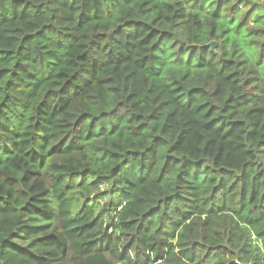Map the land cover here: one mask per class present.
I'll use <instances>...</instances> for the list:
<instances>
[{
	"label": "trees",
	"instance_id": "1",
	"mask_svg": "<svg viewBox=\"0 0 264 264\" xmlns=\"http://www.w3.org/2000/svg\"><path fill=\"white\" fill-rule=\"evenodd\" d=\"M0 264H264V0H0Z\"/></svg>",
	"mask_w": 264,
	"mask_h": 264
},
{
	"label": "water",
	"instance_id": "2",
	"mask_svg": "<svg viewBox=\"0 0 264 264\" xmlns=\"http://www.w3.org/2000/svg\"><path fill=\"white\" fill-rule=\"evenodd\" d=\"M210 46L212 47V50H215L217 48V43H211Z\"/></svg>",
	"mask_w": 264,
	"mask_h": 264
}]
</instances>
